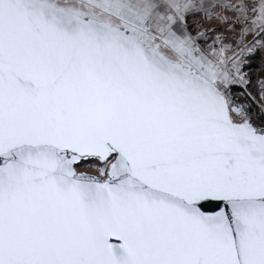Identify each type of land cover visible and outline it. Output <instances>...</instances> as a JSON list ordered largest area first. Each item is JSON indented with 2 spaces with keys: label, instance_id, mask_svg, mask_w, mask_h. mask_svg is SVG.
Returning <instances> with one entry per match:
<instances>
[{
  "label": "snow or ice",
  "instance_id": "6c2138e0",
  "mask_svg": "<svg viewBox=\"0 0 264 264\" xmlns=\"http://www.w3.org/2000/svg\"><path fill=\"white\" fill-rule=\"evenodd\" d=\"M0 264H264V0H0Z\"/></svg>",
  "mask_w": 264,
  "mask_h": 264
}]
</instances>
